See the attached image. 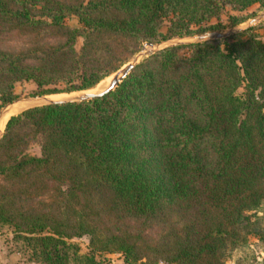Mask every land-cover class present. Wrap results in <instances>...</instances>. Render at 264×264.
Instances as JSON below:
<instances>
[{
	"label": "trees",
	"instance_id": "1",
	"mask_svg": "<svg viewBox=\"0 0 264 264\" xmlns=\"http://www.w3.org/2000/svg\"><path fill=\"white\" fill-rule=\"evenodd\" d=\"M264 0H0V108L85 91L144 42L244 22ZM74 19L75 26L66 20ZM249 26L166 45L110 91L35 105L0 138V224L39 264H228L264 243V42ZM79 44L77 45V42ZM32 145L38 152L30 153ZM86 235L88 255L72 237Z\"/></svg>",
	"mask_w": 264,
	"mask_h": 264
},
{
	"label": "rangeland",
	"instance_id": "2",
	"mask_svg": "<svg viewBox=\"0 0 264 264\" xmlns=\"http://www.w3.org/2000/svg\"><path fill=\"white\" fill-rule=\"evenodd\" d=\"M263 10L264 8L258 9L257 5L255 4L249 6L243 12H241L247 15L248 18L244 22L234 27H231V28L232 29L244 28L247 21L253 19L256 15L261 13ZM66 23L70 26L76 25V22L74 19H68L66 20ZM253 23H254L252 24L253 26L259 25L256 28V32L259 35L260 40L264 42V17H261L259 21H254ZM231 28H225L222 31H225ZM192 40L193 38H173L166 42L153 44V48H161L168 44H172L176 42H189ZM78 44H79V41L77 42V45ZM9 45L16 47L20 45V42L16 40H11V39L0 40V47L9 46ZM141 48H142V45L140 46L139 50ZM134 55H132V57ZM132 57L128 61H130ZM114 73L102 79L93 88L89 90H85V91L96 92V91L102 90L104 87L107 86V83H109L110 78ZM32 88H33V84L30 82L15 83L13 91L14 93H16L17 97L15 98L13 102H15L17 106L16 108H14V110H12L10 114H8L6 119L4 118L5 121L8 119L9 116L18 113L25 108L43 104L45 100L47 99H53V100L67 99V98L73 97L83 92V91H78V92L59 93V94H51V95L30 96L29 92H30V89ZM18 107H20L21 109L17 110ZM4 109L5 110L9 109V105L2 107L1 111ZM3 128H4V123L2 127L0 128V132L3 131ZM29 152L36 154L38 152V147L36 145H32L29 149ZM263 207H264V203H263ZM68 241L78 246V252H77L78 255L90 254L89 249H88V239L86 235H81L79 237H72ZM93 257L96 261V264H128L127 262H125V260L123 259V256L120 253L95 252L93 254ZM226 262L228 264H264V243L257 240L254 236H249L247 238L245 247L233 250L231 254L228 256ZM73 263H74V260L72 259H70L68 262V264H73ZM0 264H39L33 257L30 246L19 235L13 232L11 227L5 224H0ZM159 264H162V263H159Z\"/></svg>",
	"mask_w": 264,
	"mask_h": 264
},
{
	"label": "water",
	"instance_id": "3",
	"mask_svg": "<svg viewBox=\"0 0 264 264\" xmlns=\"http://www.w3.org/2000/svg\"><path fill=\"white\" fill-rule=\"evenodd\" d=\"M261 17H264V10L261 13H259L258 15H256L253 19L247 21L244 28L252 26V24H254L253 22L259 21V19ZM244 28H236V29L231 28V29H228L225 31H206V32H202V33H198V34H195L192 36H186V37H182V38H193V40L189 41V42H200V41H205V40H209V39H220V38L227 37V36H229L235 32L241 31ZM182 43H188V42H176V43H172V44H168V45H177V44H182ZM157 49H159V48H153V44L148 43V42H144L142 44V48L132 57V59L130 61H128L125 65H123L120 69H118L111 76L109 83H107V86L104 87L100 91H96V92L83 91L82 93H79L78 95H75V96L67 98V99H59V100L47 99V100H45V102L43 104L60 103V102H66V101H83V100L95 98V97H97V96H99V95H101L107 91H110L134 68V66L142 58L148 56L149 54L153 53ZM14 100L5 104L4 106L9 105V109H10L15 104V102H13ZM1 108H0V118L4 114V111L8 110V109H6V110L4 109L1 111ZM5 122H4V125H5ZM1 135H2V132H0V138H1Z\"/></svg>",
	"mask_w": 264,
	"mask_h": 264
},
{
	"label": "bare ground",
	"instance_id": "4",
	"mask_svg": "<svg viewBox=\"0 0 264 264\" xmlns=\"http://www.w3.org/2000/svg\"><path fill=\"white\" fill-rule=\"evenodd\" d=\"M16 103L10 108V110L8 109V110H6V111H4V114L2 115V117L0 118V128L2 127V125H3V123H4V121H5V119L7 118V116H8V114H10L11 112H12V110H14V108H16ZM18 109H21L20 107H18L17 108V110ZM16 110V111H17ZM5 118V119H4Z\"/></svg>",
	"mask_w": 264,
	"mask_h": 264
}]
</instances>
